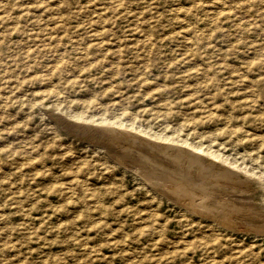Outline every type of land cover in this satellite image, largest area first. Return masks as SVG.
<instances>
[{"label": "rangeland", "instance_id": "obj_1", "mask_svg": "<svg viewBox=\"0 0 264 264\" xmlns=\"http://www.w3.org/2000/svg\"><path fill=\"white\" fill-rule=\"evenodd\" d=\"M73 115L264 180V0H0V264H264V230L158 196Z\"/></svg>", "mask_w": 264, "mask_h": 264}, {"label": "bare ground", "instance_id": "obj_2", "mask_svg": "<svg viewBox=\"0 0 264 264\" xmlns=\"http://www.w3.org/2000/svg\"><path fill=\"white\" fill-rule=\"evenodd\" d=\"M72 117L102 124L97 131L104 137H94L93 144L117 165L135 173L158 196L180 204L192 213L210 218L223 227H239V222L244 221L246 229L264 230V198L252 194L255 187L264 190V183L260 182L264 181L263 175L258 174V180H252L245 173L256 174L242 162L205 148L200 141L171 140L117 120ZM58 125L64 128L60 122ZM169 141L180 144L166 143ZM189 147L204 152V155ZM235 168L241 171L237 172ZM251 181H255V187Z\"/></svg>", "mask_w": 264, "mask_h": 264}]
</instances>
